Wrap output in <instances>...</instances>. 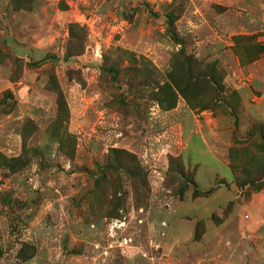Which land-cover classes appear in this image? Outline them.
<instances>
[{"label":"rangeland","instance_id":"obj_1","mask_svg":"<svg viewBox=\"0 0 264 264\" xmlns=\"http://www.w3.org/2000/svg\"><path fill=\"white\" fill-rule=\"evenodd\" d=\"M261 125L264 0H0V264H264Z\"/></svg>","mask_w":264,"mask_h":264},{"label":"trees","instance_id":"obj_2","mask_svg":"<svg viewBox=\"0 0 264 264\" xmlns=\"http://www.w3.org/2000/svg\"><path fill=\"white\" fill-rule=\"evenodd\" d=\"M173 23H174V17L171 14L167 15V26L168 30L172 33L174 36V39H176L178 42L179 40L176 38V33L173 30ZM180 43H183L180 41ZM67 57V56H66ZM185 62H186V71L184 75L185 82L184 84L178 83V90L183 95V97L190 102L194 99V95L198 96L199 91H202L203 89L206 90L210 89V87L213 85L215 87L216 93L222 90V85L220 81L215 79V69L212 68L210 65H206V67H202L201 63L198 61H194V59L190 56H184ZM186 84V88L183 86ZM192 89L191 92H188L187 94V88ZM258 133L260 137L262 138V142L264 143V127L261 126H255L250 131V134Z\"/></svg>","mask_w":264,"mask_h":264}]
</instances>
